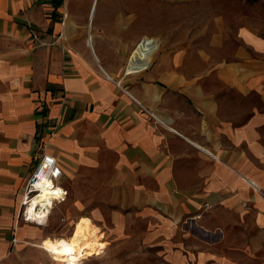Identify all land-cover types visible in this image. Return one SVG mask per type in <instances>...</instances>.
Listing matches in <instances>:
<instances>
[{"label": "crops", "instance_id": "crops-1", "mask_svg": "<svg viewBox=\"0 0 264 264\" xmlns=\"http://www.w3.org/2000/svg\"><path fill=\"white\" fill-rule=\"evenodd\" d=\"M76 1H68L64 14L79 20L61 27L58 0H0V264H61L41 248L55 238L38 245L34 227L42 226L17 216L43 145L70 185L90 187L110 174L101 189L112 207L92 215L109 224L111 241L144 240L173 264H264V154H254L255 161L247 155L260 141L257 124L235 127L203 84L216 67L226 88L263 101L264 39L240 24L231 36L237 50L220 53L211 39L197 54L210 69L192 75L181 40L167 52L164 33L152 36L138 16L149 8ZM145 41L156 45L148 67L131 72ZM198 215L210 229L204 239L199 228L189 233L181 225ZM81 218L102 242L103 229ZM106 246L87 259L103 257Z\"/></svg>", "mask_w": 264, "mask_h": 264}, {"label": "rangeland", "instance_id": "rangeland-1", "mask_svg": "<svg viewBox=\"0 0 264 264\" xmlns=\"http://www.w3.org/2000/svg\"><path fill=\"white\" fill-rule=\"evenodd\" d=\"M68 1L69 0L66 1L65 5H58L59 11L57 12L58 14L55 13V18H57L59 23L62 19V13H65L64 11L67 8ZM76 2V5H81V7H90L93 0H79V2ZM106 5H134L140 9L142 7L149 8V14L143 15L139 13L138 16L145 17V23H147L150 28L152 36H158L162 32L164 33L167 42V52L170 51L171 43L174 39L181 40V44L178 45H181L182 50L188 55L186 57V63H184V69L187 73L192 75L206 73L208 69H210L209 63L206 64L205 62H201L197 54H204V50L208 48L206 45L211 39H216V44L220 45L217 46L220 53H228L237 50L238 43L236 42V44H234V42L231 41V39H233L231 36L238 32L237 29L240 24L248 26L250 29L253 28L252 30L264 39V0H96L95 7L98 6L99 9H101ZM79 16L80 15L76 13L74 17H69L68 20L66 17L65 24L67 21L74 20V18L79 20ZM80 20L85 19L82 18ZM157 42L159 41L157 40ZM223 45L227 51H222ZM154 46L156 47L155 44ZM136 52L138 51H135V53ZM216 64L217 63L213 66L215 67ZM214 69L212 70L213 72L209 71L210 74L205 77L203 84L206 89L216 92L211 95L216 99V102L224 107V109L221 110L222 117L231 121L237 128H242L250 124H257L255 129L260 135V141L256 145L252 144L251 148L247 149L248 158L251 161H255L253 158L254 154L260 152L264 154V100L262 101L259 94L250 93L244 96L243 94H238L226 88L216 78V70ZM156 123L161 127L173 129L169 125L166 127L159 122ZM174 132H176V130H174ZM44 149L45 145H43L40 153H42ZM62 173L61 184L66 188L68 194L65 201L57 204L51 211L45 226L34 227L41 235L38 245L41 239L45 237H50V239L55 238L49 244L64 243L71 240L73 236L79 232L83 233L85 236L86 243L94 247V251L89 257H92L94 253L105 246L106 243L108 246H106L107 253L103 257L93 259L86 258L87 260L82 259L78 264H173L168 260H164L162 253L159 252L158 246H147V244H144V240L141 242L138 241L137 238H131L129 243L124 244L121 242H114V240L111 241V235H109L107 231V225L109 224L104 226L102 224L104 222L94 219L92 211H95L96 208L109 209L112 207L103 203L105 189H101L102 182L105 181V178L110 176L109 173L100 174L101 177H103V181L92 184L90 187H87V183L84 181L77 182L75 180L72 181L70 185L67 181L68 174L63 171ZM19 191L14 195L15 200ZM13 209H15V207H13ZM14 211L15 210H13V212ZM104 215L106 216V213ZM82 216L90 217L92 221H95V223L103 229L105 238L102 242H100L101 238H99L91 227L85 223H80L86 219L81 218L79 220ZM193 217L194 218L190 217L183 220L181 222L182 228L186 232L192 233L197 227L200 229V234L202 231L200 237L203 239L206 238L205 236L210 233V229H206L201 225V215ZM107 223L110 222L107 221ZM133 223L131 219L127 222L130 228H136L137 225ZM75 224L78 225L76 226ZM139 225L142 227L141 224ZM98 232L100 233V231ZM223 232V229H217V233H222L223 235ZM53 258L58 263L67 264L66 262L58 260L56 257Z\"/></svg>", "mask_w": 264, "mask_h": 264}, {"label": "built area", "instance_id": "built-area-1", "mask_svg": "<svg viewBox=\"0 0 264 264\" xmlns=\"http://www.w3.org/2000/svg\"><path fill=\"white\" fill-rule=\"evenodd\" d=\"M67 0H58L60 5H65ZM66 15L62 13V19L60 22V26H65ZM59 39L64 38L62 33L60 32L58 35ZM89 40L91 41V37L89 36ZM149 46L150 43L145 41L142 42L140 46ZM138 47V48H139ZM143 55L142 57H138L140 61L143 63H147L145 66L141 68L134 69L131 63L130 71H137L146 69L148 67V59L149 56L145 54L149 52L147 48L142 47ZM140 106L145 110V112L153 118L156 122L167 127V124L163 122L153 111L147 109L143 105ZM169 128V127H168ZM174 131L173 129L169 128ZM62 169L53 156L45 153L44 151L40 154L32 172L30 173L27 181L25 183L23 192L20 197L19 206H18V218L24 222L34 223L37 226H45L48 222L49 215L54 207L65 201L67 197V190L61 184L62 178ZM40 199L35 204H33V200L36 198ZM32 206V208H31ZM31 208V211L29 210ZM33 213H38L34 215ZM104 237L102 238L104 240Z\"/></svg>", "mask_w": 264, "mask_h": 264}, {"label": "bare ground", "instance_id": "bare-ground-1", "mask_svg": "<svg viewBox=\"0 0 264 264\" xmlns=\"http://www.w3.org/2000/svg\"><path fill=\"white\" fill-rule=\"evenodd\" d=\"M90 41V40H89ZM142 47H146L149 52H147L145 55L150 56L156 49V47L152 44L149 46H146L143 44V46H140L137 49L138 52L134 53V56L132 58V65L134 69L141 68L145 66L147 63H140L138 57H142L143 49ZM137 51V50H136ZM251 185L256 186L255 182L248 181ZM37 201H40L39 197L33 200V204H35ZM32 208V206H31ZM31 208L29 210L31 211ZM33 209V208H32ZM34 215H37L38 213H33ZM40 247V246H39ZM41 248L49 253L50 255L56 257L58 260L66 262L67 264H78L82 259L88 258L94 251V247L88 243H86L85 236L83 233H76L73 238L67 242L60 243V244H47V245H41ZM53 260H55L53 257H51Z\"/></svg>", "mask_w": 264, "mask_h": 264}]
</instances>
